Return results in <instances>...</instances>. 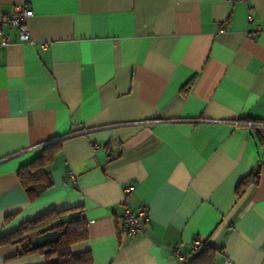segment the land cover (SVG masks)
<instances>
[{
  "label": "crops",
  "instance_id": "crops-1",
  "mask_svg": "<svg viewBox=\"0 0 264 264\" xmlns=\"http://www.w3.org/2000/svg\"><path fill=\"white\" fill-rule=\"evenodd\" d=\"M29 2V42L2 28L0 236L78 209L88 238L70 252L90 264H190L204 243L213 264H264V0ZM56 142L30 199L16 171ZM125 208L147 214L133 237ZM19 250L0 264L44 263Z\"/></svg>",
  "mask_w": 264,
  "mask_h": 264
},
{
  "label": "trees",
  "instance_id": "trees-1",
  "mask_svg": "<svg viewBox=\"0 0 264 264\" xmlns=\"http://www.w3.org/2000/svg\"><path fill=\"white\" fill-rule=\"evenodd\" d=\"M60 144L47 145L30 163L16 171L20 186L27 192L30 199L37 198L50 183L45 167L52 158L53 150ZM259 167L243 178L235 189L236 197L241 190L255 187L259 180ZM88 238L84 218L78 209L64 211L52 210L26 221L18 228L4 236H0V246H19L14 258H25L32 255L42 257L43 264H90L88 253L72 254L73 244ZM214 247L204 243L202 250L191 259L190 264H213Z\"/></svg>",
  "mask_w": 264,
  "mask_h": 264
},
{
  "label": "built area",
  "instance_id": "built-area-1",
  "mask_svg": "<svg viewBox=\"0 0 264 264\" xmlns=\"http://www.w3.org/2000/svg\"><path fill=\"white\" fill-rule=\"evenodd\" d=\"M244 1V0H229V2ZM32 17V10L29 0H23L20 4L13 7L12 11L8 14L0 12V48L7 46L10 43V39L7 35L2 34V28L6 27L15 31L17 40L19 42H29L30 41V31L28 27V20ZM253 33V35H255ZM94 149H98L95 146ZM131 188L125 189L126 193H129ZM148 220L145 211H139L134 214L125 208L121 215L122 229L126 236L133 237L141 233V223H146ZM193 251H198L201 248V243L197 240L193 241L191 244ZM172 254L177 259L183 260L185 254L180 250L178 246L172 249ZM230 264V262H227Z\"/></svg>",
  "mask_w": 264,
  "mask_h": 264
}]
</instances>
